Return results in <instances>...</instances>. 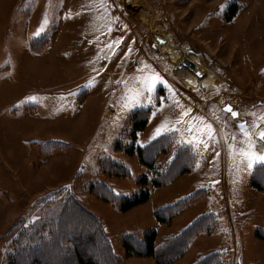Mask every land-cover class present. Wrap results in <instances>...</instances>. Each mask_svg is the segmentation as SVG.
<instances>
[{
  "label": "rangeland",
  "instance_id": "obj_1",
  "mask_svg": "<svg viewBox=\"0 0 264 264\" xmlns=\"http://www.w3.org/2000/svg\"><path fill=\"white\" fill-rule=\"evenodd\" d=\"M160 31L179 58L157 43ZM134 116L146 120L135 137ZM260 117L264 0H0V264L7 230L19 219L31 226L68 194L102 220L119 264H158L126 255V237L154 230L158 245L209 213L214 221L171 264L214 252L220 264H264V188L250 183L264 161L246 155L264 156ZM161 137L145 165L136 148ZM180 149L190 168L161 178ZM105 158L126 173L102 171ZM100 185L116 197L145 187L149 198L122 211Z\"/></svg>",
  "mask_w": 264,
  "mask_h": 264
},
{
  "label": "trees",
  "instance_id": "obj_2",
  "mask_svg": "<svg viewBox=\"0 0 264 264\" xmlns=\"http://www.w3.org/2000/svg\"><path fill=\"white\" fill-rule=\"evenodd\" d=\"M136 111L138 113V110ZM140 112L143 113L145 111ZM134 119L131 130L133 137H135L136 131L142 130L146 125L144 118L137 119L134 116ZM162 138L147 144L143 148H136L138 157L142 163L152 166L153 154L165 143ZM115 148L119 149L117 143L115 144ZM124 150L128 154L133 153L131 146ZM190 156L191 153L187 149H180L166 171L161 173V178L164 179L165 177L172 176V172L180 174L187 171L190 166L182 165L181 161ZM100 168L102 171L104 169L112 172L113 170L115 172L123 170L126 173L123 165L111 161L110 158L103 159ZM161 178H155L153 183L156 185L161 184L164 182L161 181ZM250 183L256 189L261 190L264 188V163L254 168L250 177ZM142 184L145 186L146 181ZM97 187L95 186L93 189L96 190ZM99 187L103 189L99 194L107 200H113L122 211L129 210L149 198V192L145 187H142L133 196L121 197L111 195L104 185H100ZM205 194L206 191L204 189H198L188 199L162 210L171 214L170 211H173L175 208L183 206L199 198L200 195ZM53 203L48 207L46 213L34 221L31 226L22 227L23 221L19 219L7 230L4 234L8 247L5 250V264H26L28 260L31 261L28 264H119L109 239L104 232L103 222L97 215L84 207L71 194ZM213 221L211 213L200 216L179 234L165 237L158 245H154L156 238L154 230L145 233L143 240L126 237L123 241L126 255L129 256L132 253L140 256L152 255L158 264H171L173 260L183 253L189 240V235H194L205 230L208 222ZM77 223L81 227L76 226ZM94 242H97V244L91 245ZM179 246L180 248H178ZM222 256L220 253L214 252L199 258L191 264H220Z\"/></svg>",
  "mask_w": 264,
  "mask_h": 264
},
{
  "label": "snow or ice",
  "instance_id": "obj_3",
  "mask_svg": "<svg viewBox=\"0 0 264 264\" xmlns=\"http://www.w3.org/2000/svg\"><path fill=\"white\" fill-rule=\"evenodd\" d=\"M225 111L231 112L232 115H233V117L237 116V113L234 112L230 107L229 108H226ZM259 119L261 121H264V117H260ZM240 127H241V130L244 132L245 136L248 137L249 140H251V133L249 132V130L248 129H245L243 125H241ZM253 127L259 128V124L253 125ZM159 131L160 130L158 129L157 130V134H159ZM257 135H258L259 139L264 140V130H260L257 133ZM246 155L249 156L252 159H257V160H260V161H264V156H258L254 152L253 153H247ZM249 166H251V165H249Z\"/></svg>",
  "mask_w": 264,
  "mask_h": 264
},
{
  "label": "bare ground",
  "instance_id": "obj_4",
  "mask_svg": "<svg viewBox=\"0 0 264 264\" xmlns=\"http://www.w3.org/2000/svg\"><path fill=\"white\" fill-rule=\"evenodd\" d=\"M136 2H137V3H143V0H136ZM143 17H144L145 20H148V21L151 20V17L149 16V14H143ZM152 20H154V18H152ZM159 33H160V32H159ZM159 33H158V34H159ZM166 47L169 48V51H168V49H166ZM162 48H163V49H166V50L169 52V54H170L169 56H170V57H175V56H176L174 59L179 58V54H178V52L175 50L176 47H175V46H172L170 41H168V43H167V42L164 43V45L162 46ZM203 79H205V80L211 82V81L213 80V76L211 75V73H208V74L205 75V77H204Z\"/></svg>",
  "mask_w": 264,
  "mask_h": 264
},
{
  "label": "water",
  "instance_id": "obj_5",
  "mask_svg": "<svg viewBox=\"0 0 264 264\" xmlns=\"http://www.w3.org/2000/svg\"><path fill=\"white\" fill-rule=\"evenodd\" d=\"M155 40L157 41L159 45H163L167 40V34L164 31H160V33L155 36ZM182 64L188 67L193 72L198 71L197 65L192 60L186 57H184ZM226 108H229V107L226 106L224 109Z\"/></svg>",
  "mask_w": 264,
  "mask_h": 264
}]
</instances>
